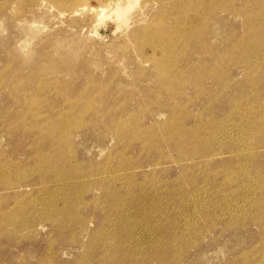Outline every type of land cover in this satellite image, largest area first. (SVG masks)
I'll return each mask as SVG.
<instances>
[{"label":"rangeland","instance_id":"rangeland-1","mask_svg":"<svg viewBox=\"0 0 264 264\" xmlns=\"http://www.w3.org/2000/svg\"><path fill=\"white\" fill-rule=\"evenodd\" d=\"M67 1L0 0V264H264V0L190 1L195 5L187 13L171 10L168 1L138 0L119 28L113 13L95 16L101 0ZM33 21L39 32L24 62L17 51L26 39L20 28ZM147 23L153 34L127 38ZM43 114L50 119L42 122ZM99 172L106 181H97Z\"/></svg>","mask_w":264,"mask_h":264},{"label":"bare ground","instance_id":"bare-ground-1","mask_svg":"<svg viewBox=\"0 0 264 264\" xmlns=\"http://www.w3.org/2000/svg\"><path fill=\"white\" fill-rule=\"evenodd\" d=\"M13 1V0H12ZM33 1H35V0H31V2H33ZM81 2V1H83V0H69V1H67V2H70L71 4H77V2ZM88 1V0H87ZM86 1V3H88ZM147 2H148V0H146ZM154 1V0H153ZM165 1H168V2H170L171 3V6H170V8H171V10H181V11H183V12H185V13H187L188 12V10L190 9V7H192V6H194L193 5V2L192 3H189L190 1H196V2H199V1H201V0H164V2ZM157 2V1H156ZM205 2V1H204ZM208 2H209V0H208ZM13 3V2H12ZM40 3V2H39ZM61 3V2H60ZM100 3H102V6H101V8L99 9V10H97V12H96V14L97 15H95V16H97V17H99V16H102V15H110L111 13H113L114 14V16H115V21H117L118 22V28L119 27H121V25L123 24V23H125V20H124V18L126 17V15L127 14H130L131 12H132V10L136 7V5H137V3H138V0H101V2ZM145 3V2H144ZM212 3V2H211ZM24 4H26V3H24ZM28 4V3H27ZM147 4H149V3H147ZM156 4V3H155ZM204 4V3H203ZM209 4V3H208ZM42 5V4H41ZM64 5V4H63ZM65 5H66V3H65ZM170 5V4H169ZM200 5V4H199ZM202 5V4H201ZM200 5V6H201ZM213 5V4H212ZM69 6V5H68ZM73 6V5H72ZM78 6V5H77ZM89 6V5H88ZM199 6V7H200ZM38 8H40L39 6H37ZM11 8V7H10ZM160 8V7H159ZM196 8V7H195ZM201 8H203V7H201ZM200 8V9H201ZM13 9V8H12ZM51 9H53V8H51ZM50 9V10H51ZM67 9H69V8H67ZM39 10V9H38ZM49 9H48V11H50ZM81 10H83V9H81ZM85 10V9H84ZM196 10V9H195ZM194 10V11H195ZM14 11V10H13ZM20 11H22V10H20ZM89 11H90V9H89ZM96 11V10H95ZM94 11V12H95ZM164 11H165V9H164ZM202 11V10H201ZM16 12V11H15ZM163 12V11H162ZM171 12V11H170ZM177 12V11H176ZM182 12V13H183ZM198 12V11H197ZM91 13H92V11H91ZM125 13V15L123 16V17H121V15H123ZM178 13V12H177ZM193 14H194V12H192ZM200 13H202V12H200ZM16 14V13H15ZM31 14V13H30ZM166 14V13H165ZM199 14V13H198ZM161 15V14H160ZM178 15V14H177ZM190 15V14H189ZM195 15V14H194ZM193 15V16H194ZM201 15V14H200ZM199 15V16H200ZM154 16V15H153ZM159 16V15H158ZM192 16V15H191ZM204 16V15H203ZM25 17V16H24ZM23 17V18H24ZM36 17V16H35ZM168 17V16H167ZM173 17H175V16H173ZM179 17V16H178ZM32 18H34L33 16H32ZM39 18V17H38ZM37 17L35 18L36 20L38 19ZM152 18V17H151ZM165 18V17H164ZM164 18H162V19H164ZM182 18V17H181ZM187 18H188V16H187ZM186 18V19H187ZM189 18H190V16H189ZM41 19V18H40ZM39 19V20H40ZM158 19H159V17H158ZM162 19H160V21L162 20ZM191 19V18H190ZM197 19V18H196ZM32 20V19H31ZM30 20V21H31ZM152 20V19H151ZM194 20V19H193ZM203 20V19H202ZM28 21V20H27ZM41 21V20H40ZM159 21V20H158ZM179 21V20H178ZM181 21V20H180ZM179 21V22H180ZM191 21V20H190ZM195 21V20H194ZM123 22V23H122ZM143 23L145 22L144 20L142 21ZM152 22V21H151ZM163 22V21H162ZM198 22V21H197ZM200 22V21H199ZM25 23V22H24ZM157 23V22H156ZM190 23V22H189ZM181 24V23H180ZM183 24H185V23H183ZM187 24V23H186ZM150 23H147V24H142V26H140V27H138L137 29H135L134 31H132L131 33H130V36H128L127 38H129L130 39V41L133 39H136V38H139V36H142V37H146L148 34H150V33H152V27L150 28ZM178 25V24H177ZM22 27L20 28V29H22V32L25 34H23L24 35V38H26V39H24L20 44H19V46H18V52L20 53V54H23L22 55V58H23V61L25 62V61H28L29 59H30V56H31V52H30V50H29V45L31 44L29 41L31 40V39H34V38H36V36H37V33L39 32V31H36V28L38 29L39 28V25H37V23L35 22V21H33V22H31V23H25V24H23V25H21ZM153 26V25H152ZM161 26H162V24H161ZM254 26V25H253ZM155 27V26H154ZM160 27V26H159ZM183 27V26H182ZM187 27V26H186ZM251 27V26H250ZM163 28V27H162ZM256 28V27H255ZM258 28V27H257ZM155 29H156V27H155ZM154 29V30H155ZM157 29H159L158 27H157ZM183 29H184V27H183ZM189 29V28H188ZM160 30V29H159ZM173 30H174V28H173ZM178 30V29H177ZM191 30V29H190ZM252 30V29H251ZM256 30V29H255ZM21 31V30H20ZM175 31V30H174ZM182 31V30H181ZM185 31V30H184ZM187 31V30H186ZM186 31H185V33H186ZM259 31V30H258ZM125 32H126V29H125ZM156 32L158 33V31L156 30ZM177 32V31H176ZM179 32V31H178ZM177 32V33H178ZM155 33V32H154ZM180 33V32H179ZM179 33H178V35H179ZM183 33V32H182ZM263 33V32H262ZM153 34V33H152ZM166 34V33H165ZM164 34V35H165ZM172 34V33H171ZM175 34V33H174ZM173 34V35H174ZM181 34V33H180ZM74 35H76V34H74ZM158 35H159V33H158ZM173 35H172V37H173ZM183 35V34H182ZM186 35V34H185ZM149 36H151V35H149ZM154 36V35H153ZM157 36V35H156ZM175 36H177V35H175ZM181 36V35H180ZM74 37V36H73ZM155 37V36H154ZM159 37V36H158ZM179 37V36H178ZM177 37V38H178ZM65 38H66V36H65ZM69 38V37H68ZM68 38H66V39H68ZM83 38V37H82ZM81 38V39H82ZM152 38V37H151ZM150 38V39H151ZM160 38L161 37H159L158 38V40H160ZM166 36H165V40H166ZM186 38V37H185ZM80 39V38H79ZM146 39V38H145ZM148 39V38H147ZM58 40H60V39H58ZM69 40H70V38H69ZM139 40V39H138ZM137 40V41H138ZM143 40V39H142ZM175 40V39H174ZM186 40V39H185ZM253 40V39H252ZM57 41V40H56ZM61 41V40H60ZM153 41V40H152ZM156 41V40H155ZM161 41H162V39H161ZM179 41H180V39H179ZM257 41V40H256ZM58 42V41H57ZM147 42V41H146ZM164 41H162V42H159V43H163ZM172 42H174L173 40H172ZM184 42V41H183ZM258 42V41H257ZM74 43V42H73ZM82 43V42H81ZM133 43H135V42H133ZM144 43V42H143ZM143 43H141V45L143 44ZM167 43V42H166ZM171 43V42H170ZM170 43H167V44H170ZM176 43V42H175ZM185 43H186V41H185ZM71 44H72V42H71ZM136 44V43H135ZM140 44V43H139ZM149 44H150V42H149ZM154 44V43H153ZM158 44V43H157ZM166 44V45H167ZM243 44V43H242ZM245 44V43H244ZM243 44V45H244ZM259 44V43H258ZM58 45V44H57ZM65 45V44H64ZM76 45V44H75ZM74 45V46H75ZM132 45V44H131ZM145 45V44H144ZM148 45V44H147ZM164 45V44H163ZM173 45H175V44H173ZM173 45H172V47H173ZM176 45H177V43H176ZM183 45H185V44H183ZM257 45V44H256ZM255 45V46H256ZM52 46V45H51ZM54 46V45H53ZM63 45H61V47H62ZM68 46V45H67ZM83 46V45H82ZM149 46V45H148ZM157 46V45H156ZM162 45H160V47H161ZM246 46V45H245ZM247 46H249V45H247ZM264 46V45H263ZM138 47H139V45H138ZM142 47H144L143 45H142ZM141 47V48H142ZM147 47V46H146ZM150 47V46H149ZM165 47V46H164ZM180 47H182V46H180ZM58 48V47H57ZM64 48V47H63ZM82 48V47H81ZM162 48V47H161ZM161 48H160V53H161ZM251 48V47H250ZM55 49V48H54ZM59 49V48H58ZM57 49V50H58ZM146 49H148V48H146ZM248 49V48H247ZM60 50V49H59ZM62 50V49H61ZM66 50V49H65ZM64 50V51H65ZM70 50V49H69ZM139 50H140V47H139ZM152 52H154L155 50H157L156 49V47H153L152 48ZM170 50V49H169ZM181 50H183V49H181ZM187 50V49H186ZM250 50V49H249ZM252 50V49H251ZM134 51V50H133ZM158 51V52H159ZM180 50H178L177 52H179ZM62 52V51H61ZM142 52V51H141ZM163 52V51H162ZM168 52V51H167ZM261 52V51H260ZM57 53H59L58 51H57ZM165 53V52H164ZM169 53V52H168ZM176 53V52H175ZM183 53V52H182ZM259 53V52H258ZM174 53H172V55H173ZM185 54V53H184ZM259 54H262V53H259ZM56 55V54H55ZM141 55V54H140ZM155 55V54H154ZM162 55H164V54H162ZM169 56L171 55V54H168ZM148 56V55H147ZM147 56H146V58H147ZM52 57V56H51ZM59 57V56H58ZM141 57V56H140ZM151 56L149 55V58H150ZM164 57V56H163ZM254 57V56H253ZM256 57V56H255ZM262 57V56H261ZM264 57V56H263ZM60 58V57H59ZM138 58V57H137ZM156 58H158V57H156ZM247 58H249V57H247ZM246 58V59H247ZM152 59H153V57H152ZM254 59V58H253ZM140 61H141V59H139ZM144 60H146V59H144ZM148 60V59H147ZM146 60V61H147ZM169 60H171V58H169ZM261 60V59H260ZM22 61V62H23ZM94 61V60H93ZM149 61V60H148ZM155 61V60H154ZM178 61V60H177ZM176 60H175V62H177ZM263 61H264V59H263ZM75 62V61H74ZM98 62V61H97ZM96 62V63H97ZM121 62V61H120ZM142 62V61H141ZM145 62V61H144ZM160 62V61H159ZM245 62V61H244ZM148 63V62H147ZM92 64V63H91ZM95 64V63H94ZM98 64V63H97ZM142 64H144V63H142ZM164 64V63H163ZM169 64H173V63H170L169 62ZM71 65V64H70ZM166 65V64H165ZM165 65H163V66H165ZM176 65V64H175ZM152 66H154V65H152ZM169 66V65H168ZM168 66H166V67H168ZM170 67V66H169ZM172 67V66H171ZM152 68V67H151ZM164 68V67H163ZM167 69V68H166ZM170 69V68H169ZM168 69V70H169ZM177 69V68H176ZM68 70V68L65 70L66 72H68L67 71ZM171 71V70H170ZM168 73H170L169 71H167ZM177 72V71H176ZM215 72V71H214ZM159 73V72H158ZM161 73V72H160ZM178 73V72H177ZM173 74V73H172ZM176 74V73H175ZM154 75V74H153ZM162 76V75H161ZM178 76V75H177ZM180 77V76H179ZM156 78V77H155ZM173 79V78H172ZM173 80H175V79H173ZM177 80H178V78H177ZM225 85H227V84H225ZM256 86V85H255ZM254 86V87H255ZM183 87V86H182ZM166 88V87H165ZM33 89V88H32ZM249 89H250V87H249ZM40 90V89H39ZM251 92H252V90H251ZM30 93V92H29ZM200 93V92H199ZM228 95V94H227ZM251 95V94H250ZM34 96V95H33ZM247 96V95H246ZM44 97V96H43ZM174 97V96H173ZM194 97V96H193ZM197 97V96H196ZM196 97H195V99H196ZM37 98V97H36ZM41 98V97H40ZM233 98V97H232ZM231 98V99H232ZM246 98V97H245ZM38 99V98H37ZM236 99V98H235ZM35 100V99H34ZM33 101V100H32ZM256 101H257V99H256ZM262 101H263V99H262ZM252 103V101H250V104ZM255 103V102H254ZM263 103V102H262ZM36 104V103H35ZM91 104V103H90ZM238 104V103H237ZM256 104V103H255ZM261 104V103H260ZM32 105V104H31ZM40 105V104H39ZM184 105V104H183ZM239 105V104H238ZM257 105V104H256ZM263 105V104H262ZM33 106H35L34 104H33ZM41 106V105H40ZM91 106V105H90ZM235 106V105H234ZM244 106H246V105H244ZM254 106V105H253ZM252 106V107H253ZM260 106V105H259ZM258 106V107H259ZM236 107V106H235ZM30 108V107H29ZM38 108V107H37ZM234 108V107H233ZM261 108H262V106H261ZM39 109V108H38ZM37 109V110H38ZM240 109V108H239ZM245 109V108H244ZM28 110V109H27ZM203 110V109H202ZM248 110V109H247ZM256 110H257V108H256ZM262 110V109H261ZM73 111V110H72ZM231 111H232V109H231ZM231 111H230V113H231ZM259 111V110H258ZM26 112H28V111H26ZM31 112V111H30ZM35 112H38V111H35ZM130 112V111H129ZM128 112V113H129ZM182 112V111H181ZM185 112V111H184ZM229 112V111H228ZM228 112H227V114H228ZM236 112V111H235ZM238 112V111H237ZM243 112V111H242ZM254 112V111H253ZM33 113V112H32ZM40 113V112H39ZM187 113V112H186ZM250 113V112H249ZM131 114V113H130ZM264 114V113H263ZM43 115H45V114H43ZM72 115V114H71ZM74 115V114H73ZM76 115V114H75ZM185 115V114H184ZM188 115V114H187ZM230 115V114H229ZM241 115V114H240ZM244 115V114H243ZM246 115H247V113H246ZM35 116V115H34ZM42 116V115H41ZM54 116H58V114H56V115H54ZM62 116V115H61ZM65 116V115H64ZM175 116H177V115H175ZM186 116V115H185ZM207 116V115H206ZM228 116V115H227ZM232 116V115H231ZM238 116V115H237ZM251 116V115H250ZM260 116V115H259ZM73 117V116H72ZM72 117H70V118H72ZM160 117V116H159ZM170 117V116H169ZM180 117V116H179ZM246 117V116H245ZM24 118V117H23ZM35 118V117H34ZM65 118V117H64ZM127 118H128V116H127ZM172 118V117H171ZM243 118V117H242ZM250 118V117H249ZM248 118V119H249ZM35 119H37V118H35ZM50 118H48V117H46V115L44 116V120L42 121V122H44V121H47V120H49ZM78 119V118H77ZM121 119V118H120ZM156 119H157V117H156ZM170 119V118H169ZM176 118H174V120H175ZM214 119H216V118H214ZM219 118H217V120H218ZM222 119V118H221ZM220 119V120H221ZM228 119V118H227ZM257 118H255L254 119V121L256 120ZM264 119V118H263ZM29 120V119H28ZM53 120V119H52ZM71 120V119H70ZM72 120H74L73 122H75V119H72ZM71 120V121H72ZM121 120H123V119H121ZM140 120V119H139ZM143 120V119H142ZM165 120V119H164ZM163 120V121H164ZM168 120V119H167ZM171 120V119H170ZM173 120V119H172ZM176 120H178V119H176ZM206 120V119H205ZM208 120V119H207ZM213 120V119H212ZM230 120V119H229ZM228 120V121H229ZM70 121V122H71ZM119 121V120H118ZM127 121H129V119L127 120ZM169 121V120H168ZM178 121H180V120H178ZM211 121V120H210ZM226 121V120H225ZM248 121V120H247ZM259 121V120H258ZM24 122H26V121H24ZM62 123H63V119H62V121H61ZM81 122H82V120H81ZM85 122V121H84ZM165 122V121H164ZM167 122V121H166ZM206 122V121H205ZM205 122H203V123H205ZM213 121H211V123H212ZM214 122H216V121H214ZM214 122H213V124H214ZM227 122V121H226ZM233 122V124L234 123H236V122H234V120L232 121ZM242 122V121H241ZM240 122V123H241ZM59 123V122H58ZM72 123V122H71ZM129 123V122H128ZM153 123H155V122H153ZM157 123V122H156ZM173 123V122H172ZM200 123H202V122H199V124ZM257 123V122H256ZM260 123H261V121H260ZM40 124V123H39ZM43 124V123H42ZM45 124H46V122H45ZM70 124V123H69ZM79 124V123H78ZM120 124H122V123H120ZM158 124V123H157ZM160 124H161V122H160ZM167 124V123H166ZM169 124H171V122L169 123ZM169 124H167L168 126H171V125H169ZM181 124V123H180ZM193 124V123H192ZM209 124H210V122H209ZM230 124V123H229ZM247 124V123H246ZM253 124V123H252ZM259 124V123H258ZM36 125V124H35ZM38 125V124H37ZM59 125V124H58ZM72 125V124H71ZM124 125H126V124H124ZM191 125V124H190ZM231 125H232V123H231ZM239 125V124H238ZM254 125V124H253ZM25 126V125H24ZM46 126H47V124H46ZM73 126H74V124H73ZM72 126V127H73ZM133 126H135V125H133ZM158 126V125H157ZM173 126V125H172ZM171 126V127H172ZM177 126V125H176ZM178 126H180L179 124H178ZM184 126H186V125H184ZM193 126V125H192ZM205 126V125H204ZM212 126V125H211ZM229 126V125H228ZM247 126H248V128H250L249 126L250 125H248L247 124ZM258 126V125H257ZM263 126V125H262ZM40 128H41V126H39ZM61 127H63V126H61ZM66 127V126H65ZM118 127H120L119 126V124H118ZM136 127H138V129H139V126H136ZM182 127V126H181ZM198 127V126H197ZM203 127V126H202ZM213 127V126H212ZM219 127V126H218ZM223 127H224V125H223ZM243 127H244V125H243ZM253 127V126H252ZM254 127H256V126H254ZM253 127V128H254ZM35 128V127H34ZM37 128H38V126H37ZM36 128V129H37ZM49 128H51V127H49ZM68 128V127H67ZM70 128V127H69ZM68 128V129H69ZM75 128V127H74ZM117 128V127H116ZM121 128V127H120ZM145 128V127H144ZM160 128V127H159ZM163 128V127H162ZM161 128V129H162ZM187 128V127H186ZM190 128V127H189ZM192 128V127H191ZM199 128V127H198ZM198 128H196L195 127V129H198ZM211 128V127H210ZM220 128V127H219ZM225 128V127H224ZM223 128V129H224ZM231 128H233V127H231ZM230 128V129H231ZM259 128V127H258ZM61 129V128H60ZM64 129H66V128H64ZM150 129H152L151 127H150ZM157 129V128H156ZM207 129H208V126H207ZM261 129V128H260ZM31 130V129H30ZM157 130H159V129H157ZM176 130H178V128L176 129ZM176 130H175V132H176ZM205 130V129H204ZM216 130V129H215ZM240 130V129H239ZM254 130V129H253ZM61 131V130H60ZM67 131V130H66ZM164 131V130H163ZM167 131V130H166ZM173 131H174V129H173ZM178 131H180V130H178ZM208 131V130H207ZM218 131V130H217ZM247 131H249V130H247ZM68 132V131H67ZM119 132V131H118ZM130 132V131H129ZM137 132H139L138 130H137ZM143 132V131H142ZM141 132V133H142ZM199 132V131H198ZM216 132V131H215ZM253 132V131H252ZM132 133H133V135H134V132L132 131ZM166 133V132H165ZM172 133V132H171ZM170 133V134H171ZM197 133V132H196ZM207 133H209V131L207 132ZM248 133V132H247ZM246 133V134H247ZM254 133V132H253ZM70 134V133H69ZM104 134V133H103ZM162 134V133H161ZM168 134V133H167ZM193 134H194V132H193ZM203 134V133H202ZM237 134H238V132H237ZM236 134V135H237ZM259 134V133H258ZM51 135V134H50ZM67 135V134H66ZM78 135V134H77ZM137 135V134H136ZM139 135V134H138ZM157 135V134H156ZM206 135V134H205ZM210 135V134H209ZM235 135V134H234ZM244 135V134H243ZM262 135H264V134H262ZM35 136V135H34ZM59 136V135H58ZM140 136H142V135H140ZM161 136V135H160ZM164 136V135H163ZM163 136L161 137V138H163ZM168 136V135H167ZM195 136V135H194ZM197 136H199V135H197ZM197 136H196V138H197ZM221 136H222V134H221ZM233 136V135H232ZM51 137H52V135H51ZM69 137V136H68ZM77 137V136H76ZM79 137V136H78ZM137 137V136H136ZM157 137H159V136H157ZM166 137V136H165ZM206 137V136H205ZM211 137V136H210ZM212 137H214V136H212ZM211 137V138H212ZM247 137V136H246ZM254 137V136H253ZM35 138V137H34ZM148 138H150V137H148ZM156 138V137H155ZM201 138V137H200ZM208 138H209V136H208ZM207 138V139H208ZM221 138H223V137H221ZM224 138H227V137H224ZM54 140H56V141H58V139H56V138H53ZM53 139L51 140V141H53ZM132 139V138H131ZM141 139V138H140ZM150 139H152V137L150 138ZM190 139V138H189ZM199 139V138H198ZM231 139V138H230ZM247 139V138H246ZM249 139V138H248ZM41 140V139H40ZM60 140V139H59ZM62 140V139H61ZM158 140H160V139H158ZM162 140V139H161ZM174 140V139H173ZM217 140V139H216ZM241 140H242V138H241ZM245 140V139H244ZM111 141V140H110ZM122 141H123V139H122ZM175 141V140H174ZM200 141V140H199ZM202 141V140H201ZM204 141V140H203ZM211 141V140H210ZM209 140H208V142H210ZM236 141H237V139H236ZM39 141H37V143H38ZM59 142V141H58ZM58 142H56V143H58ZM61 142V141H60ZM121 141H119V143H120ZM157 142V141H156ZM207 142V141H206ZM223 142V141H222ZM241 142V141H240ZM155 143V142H154ZM200 142H198V144H199ZM214 143V142H213ZM247 143H248V141H247ZM30 144V143H29ZM144 144V143H143ZM195 144V143H194ZM212 144V143H211ZM246 144V143H245ZM31 145V144H30ZM56 145V144H55ZM70 145V144H69ZM141 145V144H140ZM146 145V144H145ZM160 145V144H159ZM186 145V144H185ZM206 145H208V143L206 144ZM217 145H220V144H217ZM226 145V144H225ZM249 145V144H248ZM68 146V145H67ZM154 146V145H153ZM214 146V145H213ZM216 146V145H215ZM238 146V145H237ZM28 147V146H27ZM155 147V146H154ZM188 147V146H187ZM210 147H211V145H210ZM246 147V146H245ZM257 147H258V145H257ZM158 148H159V146H158ZM195 148V147H194ZM193 148V149H194ZM208 148V147H207ZM212 148V147H211ZM238 148V147H237ZM126 149V148H125ZM160 149V148H159ZM180 149V148H179ZM219 149V148H218ZM221 149V148H220ZM230 149V148H229ZM232 149V148H231ZM240 149V148H239ZM253 149V148H252ZM69 150V149H68ZM71 150H72V148H71ZM102 150H105V149H102ZM106 150H108V149H106ZM127 150V149H126ZM238 150V149H237ZM241 150V149H240ZM249 150V149H248ZM74 151V150H73ZM118 151V150H117ZM117 151H116V153H117ZM125 151V150H124ZM159 151V150H158ZM157 151V152H158ZM229 151H231V150H229ZM69 152V151H68ZM72 152V151H71ZM75 152V151H74ZM104 152V151H103ZM121 152V151H120ZM214 152V151H213ZM221 151H219V153H220ZM232 152V151H231ZM236 152V151H235ZM240 152V151H239ZM45 153V152H44ZM109 153V152H108ZM140 153V152H139ZM148 153V152H147ZM230 153V152H229ZM228 153V154H229ZM234 153V152H233ZM251 153V152H250ZM255 153V152H254ZM38 154V153H37ZM43 154V153H42ZM47 154H49V153H47ZM66 154H67V152H66ZM69 154V153H68ZM103 154V153H102ZM106 154V153H105ZM162 154V153H161ZM196 154V153H195ZM210 154V153H209ZM224 154V153H223ZM239 154V153H238ZM241 154H242V152H241ZM256 154V153H255ZM121 155H122V153H121ZM124 155V154H123ZM35 156V155H34ZM73 156H74V154H73ZM99 156V155H98ZM110 156V155H109ZM113 156H114V154H113ZM126 156V155H125ZM125 156H123V157H125ZM160 156V155H159ZM166 156V155H165ZM214 156V155H213ZM217 156H219V155H217ZM257 156V155H256ZM22 157V156H21ZM42 158H43V156H41ZM40 157V158H41ZM50 157H52L51 155H50ZM49 157V158H50ZM123 157H121V158H123ZM127 157V156H126ZM169 157V156H168ZM170 157H171V155H170ZM200 157V156H199ZM241 157V156H240ZM253 157V156H252ZM30 158V157H29ZM36 158H38L37 156H36ZM44 158H46V156L44 157ZM109 158V157H108ZM114 158V157H113ZM118 158V157H117ZM120 158V161L122 160ZM173 158V157H172ZM182 158H184V157H182ZM203 158V157H202ZM205 158V157H204ZM208 158V157H207ZM215 158V157H214ZM221 158V157H220ZM235 158V157H234ZM243 158H244V156H243ZM254 159H255V157H253ZM54 159V158H53ZM63 159V158H62ZM66 159V158H65ZM119 159V158H118ZM125 159V158H124ZM127 159V158H126ZM171 159V158H170ZM176 159V158H175ZM180 159H181V156H180ZM209 159L211 160L212 158H210L209 157ZM252 159V158H251ZM56 160V159H55ZM110 160V159H109ZM112 160H114V159H112ZM115 160H116V157H115ZM129 160V159H128ZM133 160V159H132ZM132 160H130V161H132ZM157 160V159H156ZM160 160H162V158L160 159ZM173 160V159H172ZM183 160V159H182ZM191 160V159H190ZM197 160V159H196ZM210 160L208 161V162H210ZM11 161V160H10ZM19 161V160H18ZM47 161H48V158H47ZM67 161V160H66ZM68 161H69V159H68ZM119 161V160H118ZM117 161V162H118ZM119 161V162H120ZM134 161V160H133ZM178 161V160H177ZM180 161V160H179ZM178 161V162H179ZM207 161V160H206ZM15 162V161H14ZM43 162V161H42ZM50 162H51V159H50ZM56 162V161H55ZM72 162V161H71ZM76 162V161H75ZM110 162V161H109ZM122 162H123V160H122ZM186 162V161H185ZM203 162V161H202ZM45 163V162H44ZM49 163V162H48ZM48 163H47V165H48ZM60 163V162H59ZM67 163V162H66ZM78 163V162H77ZM184 163V162H183ZM6 164V163H5ZM13 164V163H12ZM19 164V163H18ZM61 164V163H60ZM102 164V163H101ZM105 164V163H104ZM119 165H120V163H118ZM129 164H132V163H129ZM134 164V163H133ZM202 164H204V163H202ZM206 164H207V162H205V166H206ZM247 164V163H246ZM9 165V164H8ZM20 165V164H19ZM56 165V164H55ZM71 165V164H70ZM72 165H73V163H72ZM99 165V164H98ZM128 165V164H127ZM126 165V166H127ZM164 165V164H163ZM167 165V164H166ZM197 165V164H196ZM201 165V164H200ZM236 165V164H235ZM248 165V164H247ZM246 165V166H247ZM44 166V165H43ZM49 166V165H48ZM61 166V165H60ZM77 166V165H76ZM104 166V165H103ZM116 166V165H115ZM123 166H125V165H123ZM135 166V165H134ZM149 166V165H148ZM152 166V165H151ZM160 165H157L156 167H159ZM208 166V165H207ZM206 166V167H207ZM218 166V165H217ZM226 166V165H225ZM237 167L239 166V165H236ZM26 167V166H25ZM37 167V166H36ZM39 167V166H38ZM59 167V166H58ZM99 166H97V168H98ZM110 167H111V165H110ZM142 167V166H141ZM192 167H193V165H192ZM219 167V166H218ZM227 167V166H226ZM225 167V168H226ZM244 167V166H243ZM101 168V167H100ZM99 168V169H100ZM106 168V167H105ZM118 168V167H117ZM124 168V167H123ZM126 168H128V167H126ZM135 168V167H134ZM138 168H140V167H138ZM149 168V167H148ZM197 168V167H196ZM220 168H221V166H220ZM246 168V167H245ZM3 168L0 166V172H1V170H2ZM4 169H7L6 167H4ZM15 169V168H14ZM36 169V168H35ZM38 169V168H37ZM50 169V168H49ZM53 169H55V168H53ZM69 169V168H68ZM67 169V170H68ZM78 169V168H77ZM107 169V168H106ZM132 169V168H131ZM142 169V168H141ZM147 169V168H146ZM195 169V168H194ZM193 169V170H194ZM202 169H203V167H202ZM206 169H208L209 170V168H206ZM205 169V170H206ZM216 169V168H215ZM223 169V168H222ZM222 169H221V171H222ZM229 169V168H228ZM231 169V168H230ZM238 169V168H237ZM11 170V169H10ZM13 170V169H12ZM44 170V169H43ZM42 170V171H43ZM66 170V169H65ZM66 170V171H67ZM73 170V169H72ZM88 170V169H87ZM110 170V169H109ZM121 170V169H120ZM119 170V171H120ZM133 170H135V169H133ZM198 170V169H197ZM207 170V171H208ZM235 170V169H234ZM250 170V169H249ZM6 171V170H5ZM14 171V170H13ZM25 171V170H24ZM29 171V170H28ZM42 171H40V173L42 172ZM47 171H49V170H47ZM82 171V170H81ZM102 171V170H101ZM104 171V170H103ZM107 171V170H106ZM117 171H118V169H117ZM131 171V170H130ZM212 171V170H211ZM213 171H214V169H213ZM225 170H223V172H224ZM229 171H231V170H229ZM9 172V171H8ZM15 172V171H14ZM45 172H46V170H45ZM45 172H44V174H45ZM125 172H126V170H125ZM128 172V171H127ZM154 172V171H153ZM217 172V171H216ZM233 172V171H232ZM244 172V171H243ZM242 172V173H243ZM2 173V172H1ZM1 173H0V179H1ZM61 173H62V171H61ZM66 173V172H65ZM78 173V172H77ZM76 173V174H77ZM82 173V172H81ZM85 173V172H84ZM88 173V172H87ZM86 173V174H87ZM100 173V172H99ZM105 173V172H104ZM115 173V172H114ZM123 173V172H122ZM131 173H133V171L131 172ZM188 173V172H187ZM198 173V172H197ZM209 173H210V171H209ZM212 173V172H211ZM218 173V172H217ZM225 173V172H224ZM227 173V172H226ZM234 173V172H233ZM255 173V172H254ZM260 173V172H259ZM4 174V173H3ZM58 174V173H57ZM64 174V173H63ZM96 174V173H95ZM95 174H93V176L95 175ZM101 174V173H100ZM100 174H98L97 176H99ZM121 174V173H120ZM124 174V173H123ZM127 175L129 174V173H126ZM125 174V175H126ZM135 174V173H134ZM201 174V173H200ZM237 174V173H236ZM241 174V173H240ZM261 174V173H260ZM29 175V174H28ZM78 175H81V174H78ZM215 175V174H214ZM247 175V174H246ZM9 176V175H8ZM15 176V175H14ZM23 176H25V175H23ZM27 176V175H26ZM44 175H42V177H43ZM60 176V175H59ZM62 176V175H61ZM76 176V175H75ZM84 176V175H83ZM88 176V175H87ZM92 176V175H91ZM92 176V177H93ZM136 176V175H135ZM152 176V175H151ZM216 176V175H215ZM214 176V177H215ZM244 176V175H243ZM255 175H253L252 177H254ZM31 177V176H30ZM74 177V176H73ZM81 177V176H80ZM108 177V176H107ZM205 177V176H204ZM217 177V176H216ZM223 177V176H222ZM8 178V177H7ZM7 178H6V180H7ZM20 178V177H19ZM83 178H85V177H83ZM104 178H105V176L103 177V173L101 174V176H99L97 179H95V177H94V179L95 180H97V181H100V182H104V181H106V180H104ZM110 178H111V176H110ZM116 178H118V177H116ZM185 178H187V177H185ZM236 178V177H235ZM25 179V178H24ZM64 179V178H63ZM123 179V178H122ZM134 179V178H133ZM205 179L206 178H204V181H205ZM222 179V178H221ZM42 180V179H41ZM54 179H52V181H53ZM93 180V179H92ZM91 180V181H92ZM94 180V181H95ZM118 180V179H117ZM121 180V179H120ZM127 180H129V179H127ZM19 181H21V179L19 180ZM82 181H87V177H86V180H82ZM90 181V180H89ZM108 181V180H107ZM132 181V180H131ZM136 181V180H135ZM147 181V180H146ZM156 181V180H155ZM202 181V180H201ZM203 181V182H204ZM224 181V180H223ZM222 181V182H223ZM228 181V180H227ZM226 181V182H227ZM11 182H12V180H11ZM10 182V183H11ZM50 181H43V182H41V184L42 183H44V185L46 184V183H49ZM57 182V181H56ZM72 182V181H71ZM78 182H79V180H78ZM110 182H111V180H110ZM119 182V181H118ZM225 182V181H224ZM248 182V181H247ZM54 183V182H53ZM95 183H97V182H95ZM122 183V182H121ZM128 183V182H127ZM127 183H125V184H127ZM130 183V182H129ZM128 183V185H130ZM135 183V182H134ZM141 183V182H140ZM150 183V182H149ZM186 183H188V182H186ZM185 183V184H186ZM210 183V182H209ZM252 183V182H251ZM250 183V184H251ZM40 184V185H41ZM60 184V183H59ZM82 184V183H81ZM90 184V183H89ZM115 184V183H114ZM137 184V183H136ZM142 184V183H141ZM203 184V183H202ZM205 184V183H204ZM203 184V185H204ZM225 184V183H224ZM37 185V184H36ZM56 185H58V184H56ZM66 185V184H65ZM91 185V184H90ZM94 185V184H93ZM101 185V184H100ZM109 185H111V184H109ZM140 185V184H139ZM187 185V184H186ZM223 185V184H222ZM28 186V185H27ZM47 186V185H46ZM72 186H74L73 184H72ZM95 186V185H94ZM98 186H99V184H98ZM121 186V185H120ZM141 187H142V185H140ZM188 186V185H187ZM209 186V185H208ZM229 186V185H228ZM30 187V186H29ZM32 187H34L33 185H32ZM50 187V186H49ZM102 187H103V185H102ZM130 187V186H129ZM129 187H127V188H129ZM136 187V186H135ZM135 187H134V189H135ZM138 187V186H137ZM189 187V186H188ZM198 187V186H197ZM221 187V186H220ZM237 187V186H236ZM245 187V186H244ZM10 187H8V182H6V184L4 185V187H3V189L4 190H7V189H9ZM46 188H48V187H46ZM63 188H65V187H63ZM88 188V187H87ZM93 188V187H92ZM92 188H90V189H92ZM106 188V187H105ZM121 187H119V189H120ZM130 188H132V187H130ZM200 188H202V185H201V187ZM216 188V187H215ZM18 189V188H17ZM22 189H24V188H22ZM29 189V188H28ZM44 189H45V187H44ZM49 189H51V188H49ZM66 189V188H65ZM100 189H102V188H100ZM108 189H109V187H108ZM194 189V188H193ZM211 189V188H210ZM222 189V188H221ZM88 190V189H87ZM172 190V189H171ZM197 190V189H196ZM209 190V189H208ZM220 190V189H219ZM225 190V189H224ZM223 190V191H224ZM233 190V189H232ZM1 191H3V190H1ZM30 191V190H29ZM43 191V190H42ZM42 191H40V193L42 192ZM210 191V190H209ZM221 191V190H220ZM229 191H231V190H229ZM86 192V191H85ZM99 192V191H98ZM222 192V191H221ZM220 192V193H221ZM225 192V191H224ZM51 193V192H50ZM65 193V192H64ZM216 193V192H215ZM257 193V192H256ZM122 194V193H121ZM132 194V193H131ZM200 194V193H199ZM49 195V194H48ZM56 195V194H55ZM97 195V194H96ZM112 195V194H111ZM114 195V194H113ZM115 195H117V194H115ZM119 195V194H118ZM190 195V194H189ZM207 195H208V193H207ZM210 195V194H209ZM211 195H212V193H211ZM221 195V194H220ZM223 195V194H222ZM22 196V195H21ZM51 196V195H50ZM57 196V195H56ZM124 196V195H123ZM125 196H127V194L125 195ZM191 196V195H190ZM217 196V195H216ZM225 196V195H224ZM230 196V195H229ZM237 196V195H236ZM241 196V195H240ZM25 197V196H24ZM98 197H99V195H98ZM119 197V196H118ZM209 197V196H208ZM214 197V196H213ZM218 197V196H217ZM228 197V196H227ZM262 197V196H261ZM23 198V197H22ZM35 198V197H34ZM46 198V197H45ZM94 198V197H93ZM128 198V197H127ZM201 198V197H200ZM203 198V197H202ZM201 198V199H202ZM223 198V197H222ZM230 198H233V197H230ZM250 198V197H249ZM29 199V198H28ZM51 199V198H50ZM72 199V198H71ZM95 199H97L96 197H95ZM100 199V198H99ZM120 199V198H119ZM126 199V198H125ZM211 199H212V197H211ZM210 199V200H211ZM216 199V198H215ZM224 199V198H223ZM236 199H238V198H236ZM251 199V198H250ZM260 199V198H259ZM18 200H19V198H18ZM123 200V201H122ZM121 201H119V203L120 202H124V198L122 199ZM196 200H197V198H196ZM208 200V199H207ZM222 200V199H221ZM231 200V199H230ZM229 200V201H230ZM234 200H235V198H234ZM48 201H50V200H48ZM92 201V200H91ZM99 201V200H98ZM126 201H127V199H126ZM193 201V200H192ZM195 201V200H194ZM228 201V200H227ZM1 202V201H0ZM44 202V201H43ZM42 202V203H43ZM102 202V201H101ZM100 202V203H101ZM200 202V201H199ZM207 202V201H206ZM205 202V203H206ZM215 202V201H214ZM223 202H225L224 200H223ZM242 202V201H241ZM260 202V201H259ZM51 203V202H50ZM84 203H86V202H84ZM104 203V202H103ZM117 203V202H116ZM119 203H118V205H119ZM121 203V204H122ZM130 203V202H129ZM210 203V202H209ZM216 203V202H215ZM221 203V202H220ZM226 203V202H225ZM231 203V202H230ZM258 203V202H257ZM40 204V203H39ZM48 204H49V202H48ZM87 204V203H86ZM85 204V205H86ZM95 204V203H94ZM99 204V203H98ZM98 204H97V206H98ZM102 204V203H101ZM105 204V203H104ZM124 204H126V202L124 203ZM196 204V203H195ZM201 204V203H200ZM219 204V203H218ZM224 204V203H223ZM234 204V203H233ZM15 205V204H14ZM32 205V204H31ZM34 205V204H33ZM96 205V204H95ZM105 205H107V204H105ZM128 205V204H127ZM197 205V204H196ZM195 205V206H196ZM199 205V204H198ZM227 205V204H226ZM47 206V205H46ZM97 206H95V207H97ZM122 205H120V207H121ZM215 206V205H214ZM213 206V207H214ZM218 206V205H217ZM239 206V205H238ZM25 207V206H24ZM203 207V206H202ZM259 207H261V206H259ZM258 207V208H259ZM26 208V207H25ZM48 208V207H47ZM58 208V207H57ZM72 208H73V206H72ZM100 208V207H99ZM125 208V207H124ZM217 208V207H216ZM215 208V209H216ZM249 208V207H248ZM23 209V208H22ZM38 209H40V208H38ZM44 209V208H43ZM49 209V208H48ZM103 209H105V208H103ZM213 209V208H212ZM215 209H214V211H215ZM253 209H255V208H253ZM261 209V208H260ZM33 210H35V209H33ZM51 210V209H50ZM60 210V209H59ZM208 210V209H207ZM224 210V209H223ZM242 210V209H241ZM246 210V209H245ZM57 211V210H56ZM65 211V210H64ZM67 211V210H66ZM202 211V210H201ZM239 211V210H238ZM26 212V211H25ZM35 212V211H34ZM33 212V213H34ZM43 212V211H42ZM122 212V211H121ZM204 212V211H203ZM213 212V211H212ZM249 212H250V210H249ZM60 213H63V210L60 212ZM60 213L58 214V216L60 215ZM226 213V212H225ZM232 213V212H231ZM242 213V212H241ZM253 212H251V214H252ZM262 213H263V211H262ZM11 214V213H10ZM26 214V213H25ZM28 214V213H27ZM31 214V213H30ZM39 214V213H38ZM56 214V213H55ZM65 214V213H64ZM118 214V213H117ZM228 214V213H227ZM230 214V213H229ZM245 214V213H244ZM19 215H22V214H19ZM54 215V214H53ZM63 215V214H62ZM69 215V214H68ZM105 215H107V214H105ZM208 215V214H207ZM207 215H205V217L207 216ZM234 215V214H233ZM236 215V214H235ZM234 215V216H235ZM262 215V214H261ZM2 216H4V215H2ZM17 216V215H16ZM35 216V215H34ZM58 216H56L55 218H57ZM66 216H67V214H66ZM114 216H116V215H114ZM122 216V215H121ZM121 216H120V219H121ZM201 216V215H200ZM210 216V215H209ZM214 216V215H213ZM239 216V215H238ZM9 217V216H8ZM28 217V216H27ZM31 217H32V214H31ZM30 217V218H31ZM51 217V216H50ZM49 217V218H50ZM54 217V216H53ZM60 217V216H59ZM58 217V218H59ZM63 217H64V215H63ZM117 217V216H116ZM204 217V218H205ZM256 217V216H255ZM29 217H28V219H30ZM38 218H40V217H38ZM48 218V219H49ZM57 218V219H58ZM79 218H81V217H79ZM93 218V217H92ZM107 218V217H106ZM202 218V217H201ZM200 218V219H201ZM203 218V219H204ZM211 219H212V216L210 217ZM216 218H217V216H216ZM215 218V219H216ZM231 218V217H230ZM262 218V217H261ZM21 219V218H20ZM47 219V220H48ZM51 219V218H50ZM63 219V218H62ZM88 219V218H87ZM191 219V218H190ZM199 219V220H200ZM206 219H208L209 220V218H206ZM259 219V218H258ZM4 220V219H3ZM9 220V219H8ZM32 220V219H31ZM30 220V221H31ZM42 221H43V219H41ZM40 220V221H41ZM47 220H44V221H46L47 222ZM59 220V219H58ZM58 220H56V221H58ZM70 219H68V221H69ZM126 220V219H125ZM195 220H196V217H195ZM198 220V219H197ZM202 220V219H201ZM230 221L232 220V219H229ZM243 220H244V218H243ZM36 222L38 221V219L37 220H35ZM64 221H66L65 219H64ZM90 221V220H89ZM103 221V220H102ZM121 221V220H120ZM124 221V220H123ZM203 221H205V220H203ZM213 221V220H212ZM234 221V220H233ZM235 221H237V220H235ZM254 221V220H253ZM264 221V220H263ZM13 222H15V221H13ZM22 222V221H21ZM25 222H27V221H25ZM24 222V223H25ZM67 222V221H66ZM71 222V221H70ZM91 222V221H90ZM194 222V221H193ZM195 222H197V221H195ZM221 222V221H220ZM244 222V221H243ZM4 223V222H3ZM106 223H108V222H106ZM105 223V224H106ZM110 223H111V220H110ZM187 223V222H186ZM198 223V222H197ZM209 223V222H208ZM226 223V222H225ZM228 223H229V221H228ZM257 223V222H256ZM9 224V223H8ZM28 224V223H27ZM82 224V223H81ZM90 224V223H89ZM93 224V223H92ZM193 224V223H192ZM196 224V223H195ZM210 224V223H209ZM208 224V225H209ZM232 224H233V222H232ZM238 224H239V222H238ZM32 225V224H31ZM30 225V226H31ZM43 225V224H42ZM68 225V224H67ZM101 225V224H100ZM111 225V224H110ZM186 225V224H185ZM188 225V224H187ZM194 225V224H193ZM192 225V226H193ZM220 225V224H219ZM227 224H225V226H226ZM229 225V224H228ZM227 225V226H228ZM22 225H20V227H21ZM189 226V225H188ZM187 226V227H188ZM207 226V225H206ZM205 226V227H206ZM224 226V225H223ZM242 226V225H241ZM264 226V225H263ZM38 227V226H37ZM40 227V226H39ZM44 227V226H43ZM65 227V226H64ZM111 227V226H110ZM200 227V226H199ZM230 227V226H229ZM246 227V226H245ZM10 228H12L11 226H10ZM97 228V227H96ZM100 228V227H99ZM105 228V227H104ZM198 228V227H197ZM200 228H202V227H200ZM228 228V227H227ZM226 228V229H227ZM257 228V227H256ZM261 228H262V226H261ZM25 229H27V227H25ZM30 229V228H29ZM42 229H45V228H42ZM102 229V228H101ZM106 229V228H105ZM191 229V228H190ZM211 229H212V226H211ZM263 229V228H262ZM22 230V229H21ZM23 230H24V228H23ZM31 230V229H30ZM34 230V232H35V229H33ZM41 230V229H40ZM100 230V229H99ZM109 230V229H108ZM107 230V231H108ZM110 230H112V229H110ZM186 230H188V229H186ZM192 230V229H191ZM202 230L203 229H201V232H202ZM204 230H205V228H204ZM209 230V229H208ZM258 230V229H257ZM10 231V230H9ZM28 231V233H29V230H27ZM37 231H39V230H37ZM96 231H97V229H96ZM95 231V232H96ZM183 231V230H182ZM189 231V230H188ZM193 231V230H192ZM199 231V230H198ZM206 231H207V229H206ZM205 231V232H206ZM15 232V231H14ZM17 232V231H16ZM74 232V231H73ZM94 232V231H93ZM197 232V231H196ZM200 232V231H199ZM208 232V231H207ZM263 232H264V230H263ZM18 233V232H17ZM27 233V234H28ZM31 233H33L32 231H31ZM30 233V234H31ZM98 233V232H97ZM103 233V232H102ZM104 233H105V231H104ZM108 233V232H107ZM112 233V232H111ZM116 233V232H115ZM122 233V232H121ZM176 233V232H175ZM185 233V232H184ZM20 234V233H19ZM35 234V233H34ZM49 234V233H48ZM95 234V233H94ZM94 234H92V235H94ZM114 234V233H113ZM191 234V233H190ZM195 234V233H194ZM206 234V233H205ZM204 234V235H205ZM4 235V234H3ZM25 235H26V233H25ZM25 235H23V236H25ZM73 235V234H72ZM75 235V234H74ZM73 235V236H74ZM77 235H79V234H77ZM97 235V234H96ZM110 235V234H109ZM116 235H117V233H116ZM173 235V234H172ZM177 235H178V233H177ZM181 235V234H180ZM203 234H201V236H202ZM19 236V235H18ZM23 236H21V237H23ZM26 236H28V235H26ZM95 236V235H94ZM102 236V235H101ZM119 236V235H118ZM70 237H71V235H70ZM86 237V236H85ZM96 237V236H95ZM190 237V236H189ZM195 237H196V234H195ZM198 237V236H197ZM200 237V236H199ZM16 238V237H15ZM103 238H104V236H103ZM113 238V237H112ZM120 238V237H119ZM170 238V237H169ZM201 238V237H200ZM202 238H203V236H202ZM201 238V239H202ZM93 239V238H92ZM96 239V238H95ZM94 239V240H95ZM97 239H98V237H97ZM101 239V238H100ZM105 239H106V233H105ZM105 239H103L104 241H105ZM117 239V238H116ZM178 239H180L179 237H178ZM181 239H183V237H181ZM188 239V238H187ZM197 239V238H196ZM93 240V241H94ZM170 240V239H169ZM191 240V239H190ZM193 240H194V236H193ZM193 240L192 241H190V243H193ZM18 241V240H17ZM71 241V240H70ZM100 241V240H99ZM102 241V240H101ZM165 241V240H164ZM162 242V243H165V242ZM168 241V240H167ZM183 241V240H182ZM197 241H200V240H197ZM202 241V240H201ZM170 242V241H169ZM178 242V241H177ZM181 242V241H180ZM184 242V241H183ZM182 242V243H183ZM196 242V241H195ZM73 243V242H72ZM80 243H82V242H80ZM92 243V242H91ZM95 243V242H94ZM93 243V244H94ZM114 243V242H113ZM117 243V242H116ZM259 243V242H258ZM260 243H264V242H260ZM88 244V243H87ZM102 244V243H101ZM105 244V243H104ZM107 244V243H106ZM110 244V243H109ZM99 245V244H98ZM103 245V244H102ZM165 245V244H164ZM167 245V244H166ZM169 245H171V243L169 244ZM184 245H185V243H184ZM183 245V246H184ZM255 245V244H254ZM257 245V244H256ZM91 246L92 245H90V248H91ZM109 246H111V245H109ZM112 246H114V245H112ZM117 246H119V245H117ZM175 246V245H174ZM183 246H182V248H183ZM189 246H190V244H189ZM191 246H192V244H191ZM262 246V245H261ZM70 247V246H69ZM89 247V246H88ZM104 247V246H103ZM169 247V246H168ZM171 247H172V245H171ZM179 247H181V246H178V248ZM194 247H195V244H194ZM264 247V246H263ZM106 248V247H105ZM131 248V247H130ZM162 248H164V247H162ZM176 248V247H175ZM252 248V247H251ZM250 248V249H251ZM89 248H87V250H88ZM109 249V248H108ZM122 249V248H121ZM121 249H119V251L121 250ZM170 249V248H169ZM183 249H185V248H183ZM189 249H190V247H189ZM249 249V250H250ZM49 250H52L51 248L49 249ZM95 250V249H94ZM118 250V249H117ZM127 250H129V249H127ZM143 250V249H142ZM165 250H166V248H165ZM167 250H168V248H167ZM172 250V249H171ZM174 250V249H173ZM179 250H182V249H179ZM116 251V250H115ZM118 251V252H119ZM130 251H131V249H130ZM187 251V250H186ZM49 252V251H48ZM58 252V251H57ZM106 252H109V251H106ZM113 252V251H112ZM121 252V251H120ZM126 251H124V253H125ZM128 252V251H127ZM134 252V251H133ZM137 252V251H136ZM169 252V251H168ZM172 252V251H171ZM189 252V251H188ZM243 252V251H242ZM241 252V253H242ZM263 252V251H262ZM51 253V252H50ZM56 253V252H55ZM65 253V252H64ZM63 253V254H64ZM87 253H88V251H87ZM93 252H91V254H92ZM103 253H105V252H103ZM111 253V252H110ZM117 253V252H116ZM122 253H123V251H122ZM121 253V254H122ZM129 253V252H128ZM173 254H174V252H172ZM176 253V252H175ZM179 253V252H178ZM181 253H182V251H181ZM62 254V255H63ZM108 254V253H107ZM112 254V253H111ZM147 254V253H146ZM151 254V253H150ZM156 254V253H155ZM172 254V255H173ZM222 254H223V252H222ZM61 255V254H60ZM102 255V254H101ZM103 255H105V254H103ZM110 255V254H109ZM119 255V254H118ZM132 255V254H131ZM171 255V254H170ZM205 255V254H204ZM51 256H53V255H51ZM64 256H65V254H64ZM87 256V255H86ZM90 256V255H89ZM108 256V255H107ZM126 256V255H125ZM134 256V255H133ZM142 256H144V255H142ZM147 256V255H146ZM145 256V257H146ZM150 256V255H149ZM158 256H160V255H158ZM240 256H242V255H240ZM247 256V255H246ZM245 256V257H246ZM263 256V255H262ZM112 257V256H111ZM124 257V256H123ZM139 257V256H138ZM177 257H178V255H177ZM177 257H175L176 259H177ZM198 257V256H197ZM236 257V256H235ZM244 257V258H245ZM24 258V257H23ZM48 258H50V257H48ZM93 258V257H92ZM100 258V257H99ZM113 258H114V255H113ZM130 258H132V257H130ZM130 258H128V259H130ZM148 258H152V257H148ZM164 258V257H163ZM171 258V257H170ZM173 258V257H172ZM199 258V257H198ZM234 258V257H233ZM251 258V257H250ZM254 258V257H253ZM53 259V258H52ZM51 259V260H52ZM89 259L90 258H88V260H87V262H89ZM103 259V258H102ZM104 259H106V258H104ZM125 259V258H124ZM153 259V258H152ZM162 259V258H161ZM262 259H263V257H262ZM51 260H50V262H51ZM79 260V259H78ZM82 260V259H81ZM135 260V259H134ZM163 260V259H162ZM161 260V262H163ZM172 260V259H171ZM49 261V260H48ZM76 261V260H75ZM91 261V260H90ZM117 261H119V260H117ZM146 261H147V259H146ZM177 261V260H176ZM227 261V260H226ZM246 261V260H245ZM244 261V262H245ZM82 262V261H81ZM135 262V261H134ZM145 262V261H144ZM169 262V261H168ZM179 262V261H178ZM183 262V261H182ZM256 263H257V261H255ZM181 263V262H180ZM245 263H247V262H245ZM259 263V262H258ZM78 264V263H77ZM117 264V263H116ZM137 264H139V262H137ZM141 264V263H140ZM173 264V263H172ZM244 264V263H243ZM263 264V263H262Z\"/></svg>","mask_w":264,"mask_h":264}]
</instances>
